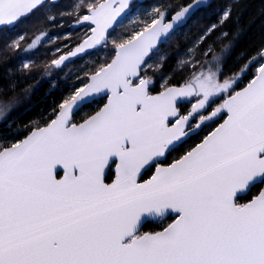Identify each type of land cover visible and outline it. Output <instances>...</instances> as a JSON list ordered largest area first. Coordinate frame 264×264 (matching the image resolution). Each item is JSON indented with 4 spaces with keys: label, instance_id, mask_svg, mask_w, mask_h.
I'll list each match as a JSON object with an SVG mask.
<instances>
[{
    "label": "snow or ice",
    "instance_id": "6c2138e0",
    "mask_svg": "<svg viewBox=\"0 0 264 264\" xmlns=\"http://www.w3.org/2000/svg\"><path fill=\"white\" fill-rule=\"evenodd\" d=\"M204 2L193 0L170 21V4L153 8L151 22L130 38L113 41L110 62L86 73L87 82L80 80L82 86L53 108L47 122L22 140L0 142V264H264V187L248 202H238L242 193L264 185V63L237 90L248 65L225 78L224 54L212 55L216 40L226 34L201 53L211 61L196 59L228 19L225 11L177 59L174 73L190 66L182 82L172 85L165 77L162 90L152 94L155 80L146 74L152 52ZM44 3L0 0V29L14 27ZM131 4L88 3L87 14L76 21L87 29L84 39L52 65L59 69L71 58L106 48ZM82 6L80 0L75 7ZM46 35L41 32L21 51L37 49ZM22 39L9 47L19 49ZM160 59L162 67L166 57ZM20 72L27 76L30 63L23 62ZM15 75L9 69L0 96L17 86ZM101 95L106 103L74 123V114ZM15 102V97L0 100V116ZM184 104L190 105L186 111ZM222 117L199 143L163 163L187 138ZM112 164L115 178L107 183L105 169ZM153 166L154 173L141 182ZM168 215L174 219L162 230L140 232L146 220Z\"/></svg>",
    "mask_w": 264,
    "mask_h": 264
},
{
    "label": "trees",
    "instance_id": "16d2710c",
    "mask_svg": "<svg viewBox=\"0 0 264 264\" xmlns=\"http://www.w3.org/2000/svg\"><path fill=\"white\" fill-rule=\"evenodd\" d=\"M79 2L80 0H59L53 3L47 0L43 6L19 24L12 28L0 29V82L3 83V87H8L9 69L16 73L12 78L18 80L17 86L12 88L7 96H0V99L15 97L18 104L20 103L17 105V109L0 123V132L9 131L10 134L7 135L9 138L19 140L35 123L41 125L47 122L53 108L71 95L75 91V87L81 86L80 80L86 82V73L94 72L100 64L107 63L111 59L114 54L113 41L122 42L123 39L130 38L134 32H139L145 26L144 22H141L135 29L131 24L123 22L108 37L106 48L87 53L57 69L53 67L52 61L84 38L87 29L78 26L76 20L87 13L88 3H95L98 0H83L84 6L77 9L75 6ZM191 2L193 0H146L143 3H135L131 12L150 5L157 7L170 4L169 17ZM225 11L230 13L228 19L209 37L204 47L197 52L196 59L201 64L210 60L212 56H204L201 53L222 33L226 34L224 38L216 40L212 55L224 54L221 59L224 75L234 74L251 63L239 83V86L244 85L253 77L254 68L262 60L264 0H205L187 24L172 33L167 41L151 54L152 56L157 52L161 53L158 61L154 62V64H158V67L161 64V56L166 57V62H163L158 71L155 67L147 68L146 74L149 76L158 73L160 77H169L170 81L180 83L189 74L190 66L182 72L174 73L173 68L177 64V59L205 28L212 23H217ZM49 17H54V19H49ZM146 22L150 23L151 21L147 20ZM41 32H45L47 35L37 49L28 53L21 51L26 49ZM19 36H23L19 49L9 47L12 41ZM101 51H105V54H101ZM96 52H99L96 60L88 59L81 63L89 54ZM253 57L257 58L256 61L253 60ZM23 62L30 63V72L27 76L20 72ZM68 66L78 67L75 74L81 73L76 77L71 75V68L67 69ZM197 70H199V65ZM92 111L93 103L84 106L74 114L73 121H81ZM14 132L15 135H13Z\"/></svg>",
    "mask_w": 264,
    "mask_h": 264
},
{
    "label": "flooded vegetation",
    "instance_id": "af4514ba",
    "mask_svg": "<svg viewBox=\"0 0 264 264\" xmlns=\"http://www.w3.org/2000/svg\"><path fill=\"white\" fill-rule=\"evenodd\" d=\"M156 69H159L158 64L155 67ZM158 71V70H157ZM154 78L155 80V85L152 87L151 91L152 94H157L162 90V81L164 80L165 77L159 76L157 74L149 75ZM184 78L182 79V81ZM181 81V82H182ZM172 85H178L179 83H174L170 81ZM241 86H237V89L240 88ZM106 101V96H101L96 99V101L93 103V111L91 114L95 113V111H98L100 107L103 106V104ZM190 105L184 104L182 105V111H186L187 108H189ZM90 114V115H91ZM89 116V115H88ZM86 118V117H85ZM84 118V119H85ZM224 117L217 119L215 123H209L207 127L202 128L197 135H193L189 138H187L175 151L169 153L167 155V158L163 160V163L167 165L168 163H171L173 159L178 158L180 155L184 154L187 150H189L191 147L195 146V144L199 143L203 136L206 135L208 132H210L212 129H214L220 122H222ZM83 120V119H82ZM81 120V121H82ZM80 122V121H79ZM115 167V164H112L110 167L107 168L106 174H105V182L109 183L113 180L115 176V171L113 168ZM154 166L152 168H149L143 172V174L139 177V180L142 182L148 178L151 177V175L154 172ZM61 172H59L58 175H60ZM260 187H264V185H257L252 187L249 191L242 193L239 198L238 202L239 203H246L248 202L255 194L258 193V189ZM174 219V215H168L166 218H156V219H150L146 220L142 227L140 228V232H156L162 230V228L166 227L169 223L172 222Z\"/></svg>",
    "mask_w": 264,
    "mask_h": 264
},
{
    "label": "rangeland",
    "instance_id": "374dc122",
    "mask_svg": "<svg viewBox=\"0 0 264 264\" xmlns=\"http://www.w3.org/2000/svg\"><path fill=\"white\" fill-rule=\"evenodd\" d=\"M153 8H155V6L154 5H150V6H147V7H144V8H139V9H136L135 11H133V13L131 14H128L124 19H123V21H122V23L124 22V23H129V24H131V26L132 27H135V29H137L138 28V23H141V22H145V21H151V19L153 18V17H151V16H149V13L152 11V9ZM77 21V20H76ZM121 24V23H120ZM119 24V25H120ZM78 25V24H77ZM118 25V26H119ZM79 26V25H78ZM80 27H84V28H86L85 26H80ZM123 38H124V36H122ZM128 38V37H127ZM107 47V46H106ZM101 49H103V48H100L99 50H101ZM264 52V51H263ZM101 54H105V51H101L100 52ZM98 54H99V52H96V53H91V54H89L86 58H84L83 60H82V62L81 63H84V62H86L88 59L89 60H91V61H94V60H96L95 58L98 56ZM159 54H161V53H156L155 55L153 54L151 57H150V59L148 60V63L150 64V65H152V67H151V69H153L154 67H156V65L157 64H154V62H156V61H158V59H159ZM258 57V56H257ZM212 59V58H211ZM211 59L210 60H208V61H211ZM257 59V58H256ZM256 59H255V61H256ZM207 62V61H206ZM205 62V63H206ZM261 62H262V60H261ZM202 64H204V63H202ZM250 64L251 63H249L248 64V67L250 66ZM259 66V65H258ZM258 66H256V67H258ZM79 67H81V66H79ZM256 67L254 68V70L256 69ZM71 68V66H68V68L67 69H70ZM78 70V67H72L71 68V72H70V74L71 75H75V77L76 76H78L81 72H79V73H77V74H75L76 73V71ZM247 70L245 69V71L244 72H246ZM240 72V70L238 71V72H236V73H234V74H231V75H224V77L225 78H227V77H229V76H235L237 73H239ZM243 72V73H244ZM243 73H241V78H240V81H241V79H243L242 77H243ZM82 86V85H81ZM0 100H6V99H0ZM20 104V103H19ZM18 104V102L16 101L15 102V104L13 105V107H12V109H10V111H9V113H6L4 116H0V121H3L4 119H6L14 110H16L17 108V105H19ZM1 123V122H0ZM37 124H39V123H35V125L34 126H36ZM9 125V124H8ZM7 125V126H8ZM10 134V132L9 131H7V132H0V142H6V143H12V142H14L16 139L15 138H9L7 135H9ZM13 135H15V132L13 133Z\"/></svg>",
    "mask_w": 264,
    "mask_h": 264
},
{
    "label": "water",
    "instance_id": "95a60500",
    "mask_svg": "<svg viewBox=\"0 0 264 264\" xmlns=\"http://www.w3.org/2000/svg\"><path fill=\"white\" fill-rule=\"evenodd\" d=\"M46 1H47V0H45V2H46ZM50 1L53 2V3H56V2H58L59 0H50ZM145 1H146V0H132L131 10H132V6H133L134 3H136V2H138V3H143V2H145ZM191 3H192V2H191ZM202 4H203V3H202ZM185 6H186V5H185ZM131 10H130V12H131ZM178 10H179V9H178ZM130 12H129V13H130ZM129 13H128V14H129ZM86 14H87V13H86ZM128 14H127V15H128ZM174 14H175V12H174L173 14H171V15L167 18L168 21L171 20V16L174 15ZM127 15H126V16H127ZM126 16H124V18H125ZM124 18H123V19H124ZM188 21H189V20H188ZM166 22H167V21H166ZM186 24H187V23H185L184 25H186ZM184 25H183V26H184ZM79 26H81V25H79ZM183 26H182V27H183ZM140 31H141V30H140ZM174 32H175V31H174ZM174 32H172V33H174ZM83 39H84V38H82L78 43H76L75 45H73L68 51L64 52V53L61 54V55H67V53H68L69 51H71L72 49H74L76 45H78L79 43H81ZM162 44H163V43H160L159 46H158V48H159ZM90 52H92V51H89L88 53H90ZM153 52H154V51H153ZM153 52H152V53H153ZM262 53H264V52H262ZM86 54H87V53H86ZM86 54H82L81 56H78V57H76V58H81V57L85 56ZM114 54H115V53H114ZM114 54H113V55H114ZM59 57H60V56H59ZM59 57H58L57 59H59ZM76 58H71L69 61H66L63 65H65L66 63H68V62H70V61H72V60H74V59H76ZM111 58H112V57H111ZM110 60H111V59H110ZM110 60H109L108 62H110ZM108 62H107V63H108ZM262 63H264V59H262ZM63 65H62V66H63ZM62 66H61V67H62ZM53 67H55V66L53 65ZM61 67H60V68H61ZM55 68H56V67H55ZM86 82H87V80H86ZM244 86H246V85H244ZM244 86H242V87H244ZM242 87H240V88H242ZM240 88H238L237 90H239ZM101 96H105V95H101ZM101 96H100V97H101ZM106 101H107V96H106ZM106 101H105V103H106ZM93 114H94V113H93ZM91 115H92V114H91ZM89 116H90V115H89ZM87 117H88V116H87ZM87 117H86L85 119H87ZM224 118H225V117H224ZM72 119H73V117H72ZM83 120H84V119H83ZM83 120L80 121V122H74V121H73V122H74V123H81V122H83ZM222 122H223V120H222ZM222 122H220V123H222ZM218 125H219V124H218ZM218 125H217V126H218ZM217 126H216V127H217ZM212 130H213V129H212ZM212 130H211V131H212ZM28 134H29V132H28L26 135H28ZM26 135H25V136H26ZM25 136L22 137L20 140L24 139ZM107 168H108V167H107ZM107 168L105 169V174H106V170H107ZM113 170L115 171V167L113 168ZM60 172H61L60 175H62V170H61ZM153 173H154V172H153ZM114 178H115V176H114ZM114 178H113V179H114ZM148 179H149V178H148ZM146 180H147V179H146ZM111 182H112V181H111ZM111 182H109V183H111ZM142 182H143V181H142ZM152 219H156V218H152ZM143 223H144V222H143Z\"/></svg>",
    "mask_w": 264,
    "mask_h": 264
}]
</instances>
